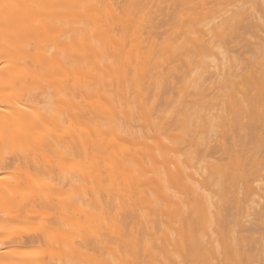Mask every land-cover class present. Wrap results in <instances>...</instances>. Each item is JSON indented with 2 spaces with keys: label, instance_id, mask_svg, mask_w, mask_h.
Returning a JSON list of instances; mask_svg holds the SVG:
<instances>
[{
  "label": "bare ground",
  "instance_id": "obj_1",
  "mask_svg": "<svg viewBox=\"0 0 264 264\" xmlns=\"http://www.w3.org/2000/svg\"><path fill=\"white\" fill-rule=\"evenodd\" d=\"M259 2L0 0V264H264Z\"/></svg>",
  "mask_w": 264,
  "mask_h": 264
},
{
  "label": "rangeland",
  "instance_id": "obj_2",
  "mask_svg": "<svg viewBox=\"0 0 264 264\" xmlns=\"http://www.w3.org/2000/svg\"><path fill=\"white\" fill-rule=\"evenodd\" d=\"M262 1H263V0H262ZM258 2H259V0H258ZM260 2H261V1H260ZM260 2H259V3H260ZM261 3H263V2H261ZM261 3H260V4H261ZM262 5H263V4H262ZM85 7H86V5H85V6H82V8H85ZM82 8H81V9H82ZM263 8H264V7H263ZM263 8H261V9H263ZM82 10H83V11H81V13L85 11V9H82ZM261 11H262L261 13L264 14V10H261ZM263 14H262L261 16H264ZM263 18H264V17H262V19H263ZM69 19H71V20H69ZM69 19H68V20H67V19L64 20V21H65V22H64V23H65L64 27H65L66 29H68V28L70 29L71 26H74V25L77 27V24L74 22V17H69ZM263 20H264V19H263ZM263 20H262V25L264 26V22H263ZM71 21H73L74 23H72ZM73 24H74V25H73ZM73 28H74V27H73ZM71 29H72V28H71ZM66 31H67V30H66ZM69 31H70V30H68V32H69ZM76 33H77V32H76ZM76 33L73 32L72 35H74V34H76ZM79 33L82 34V32H79ZM67 34H68V33H67ZM99 34H100L99 29H97V30H96V29H89V30L86 29V32L84 31L85 38H93V37H95V36H97V35H99ZM68 35H71V34H68ZM79 36H80V34H79ZM51 38L54 40L56 37H55V38L50 37V38L43 39V40H45V41L43 42V44L45 43L46 45H48V42H49L48 39H51ZM52 39H51V42H54V41L56 40V39H55V40L53 41ZM83 39H84V38H83ZM49 44H50V43H49ZM58 44H59V43H58ZM52 45H53V44H52ZM214 55H215V54H214ZM214 55H213V56H214ZM218 55H219V54L216 53V58H217ZM216 58L213 57L214 61H215L216 63L218 62V64H219L220 62L217 61ZM218 58H220V55L218 56ZM218 58H217V59H218ZM214 61H213V62H214ZM215 62H214V63H215ZM211 64H212V63H211ZM211 64H210V65H211ZM211 66H212V65H211ZM209 70H210V68H209ZM211 70H212V68H211ZM211 70H210V71H211ZM45 88H47V87H45ZM49 89H50V88H49ZM52 89H53V88H52ZM43 90H44V89H43ZM54 90L56 91V89H54ZM54 90H52V91H51V89L48 90V94H49V96L47 95V93L44 92V93H45V94H44V99L48 100L47 98L49 97V100H53V99H54L53 97H55V95L52 96L53 94H55V93H54ZM50 91H51V92H50ZM59 91H60V90H58V92H59ZM46 92H47V91H46ZM52 92H53V93H52ZM58 92H57V93H58ZM60 92H61V91H60ZM51 93H52V94H51ZM46 95H47V98L45 97ZM50 95H51V96H50ZM42 100H43V99H42ZM64 106H65V105H64Z\"/></svg>",
  "mask_w": 264,
  "mask_h": 264
}]
</instances>
